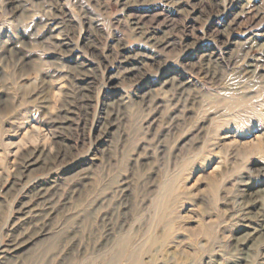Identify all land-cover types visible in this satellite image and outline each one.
Masks as SVG:
<instances>
[{
  "label": "rangeland",
  "instance_id": "obj_1",
  "mask_svg": "<svg viewBox=\"0 0 264 264\" xmlns=\"http://www.w3.org/2000/svg\"><path fill=\"white\" fill-rule=\"evenodd\" d=\"M261 44L264 0H0V264H104L125 239L142 264H264V228L237 247L264 226V139L228 147L263 134Z\"/></svg>",
  "mask_w": 264,
  "mask_h": 264
},
{
  "label": "bare ground",
  "instance_id": "obj_2",
  "mask_svg": "<svg viewBox=\"0 0 264 264\" xmlns=\"http://www.w3.org/2000/svg\"><path fill=\"white\" fill-rule=\"evenodd\" d=\"M138 25V24H137ZM153 39H155V41H153V46H155V47H160V46H162L163 45V43H164V41H163V39H160V38H153ZM261 46H264V44H261ZM264 55V54H263ZM207 58V57H206ZM263 60L261 59V58H253L252 60H251V62H249V63H247V66H246V68H244L242 71V75L243 76H246V78H249L250 76H252V77H256V79H258L259 78V76H258V73L261 71L260 70V68H261V62H262ZM133 70V69H132ZM258 70H259V72H258ZM261 74V73H260ZM245 78V77H244ZM241 79V78H240ZM244 97L242 98V97H240V99H235V98H233V96L231 97H228V98H226L225 100H227L226 101V105H233V104H236V105H238V104H241V103H244L243 101H244ZM248 101V100H247ZM261 101V100H260ZM258 102V101H257ZM259 103V102H258ZM263 103V102H262ZM225 105V106H226ZM260 105H263L264 106V104H260ZM249 106V105H248ZM254 107H256V106H254ZM231 108V107H230ZM229 108V109H230ZM233 108V107H232ZM244 109H245V107H243ZM248 108V107H247ZM259 108V107H258ZM256 109V108H255ZM227 110V109H226ZM249 110V109H248ZM262 110V109H261ZM229 111V110H228ZM239 111V110H238ZM245 113V112H244ZM262 113H264V111L262 112ZM263 114H261V116H262ZM228 116V115H227ZM233 116H235V115H233ZM230 117H228V119H229ZM261 120V119H260ZM262 120H264V119H262ZM220 121V120H219ZM240 121H241V119H240ZM227 122H228V120H227ZM218 124V123H217ZM225 124H227L228 125V123H225ZM237 124V123H236ZM236 124H233L234 125V128L239 132L240 130H242V129H240V127L238 126V125H236ZM237 126V127H236ZM213 128H214V126H212ZM223 127V126H222ZM217 128V127H216ZM229 128V127H228ZM227 128V129H228ZM211 129V128H210ZM259 129H260V132H263V134L261 135V136H258L256 139H254L253 141H251V142H245V143H241V141H240V138L238 137V136H236L237 135V132L235 131V135L232 137V139H230L229 140V143H228V147L229 148H231V146H235V147H240V146H243V148L245 149V150H247V151H249V150H251V149H253V147L254 146H256V145H258L261 141H262V139H264V124L261 126V128L259 127ZM213 130H215V129H213ZM36 131V130H35ZM34 131V132H35ZM218 131V130H217ZM212 132V131H211ZM214 132V131H213ZM212 132V133H213ZM221 132V131H220ZM209 133V132H208ZM223 133V132H222ZM230 133V132H229ZM220 134V133H219ZM227 134V133H226ZM209 135V134H208ZM40 136V135H39ZM218 136V135H217ZM216 136V137H217ZM45 137V136H44ZM219 138V137H218ZM226 138V137H225ZM230 138V137H229ZM210 140V139H209ZM213 141V140H212ZM240 141V142H239ZM254 142V143H253ZM240 144V145H239ZM9 146V145H8ZM213 154V153H212ZM220 165H221V163L220 162H218V164H217V166L215 167V169H218L219 167H220ZM176 179V178H175ZM55 182V181H54ZM172 182L173 181H169V182H167V183H165V186H164V188H162L163 190H162V192H161V195H158V196H160L159 198H158V200H157V203L156 204H154V207L156 208V211L155 212H157V213H155V215H154V218H152L153 220H151V225H150V227H154V225H155V223L157 224V214L160 212H162V210H164L161 214H159V217H158V221H167V223L165 224V227H167L168 226V229H169V226H172V224H173V222H174V220L172 219V212L170 211V208L167 206L166 207V204H167V201H169V195H170V193H171V190H172ZM38 184V183H37ZM177 185V184H176ZM173 188H175L176 189V187H173ZM39 189V188H38ZM174 189V190H175ZM33 190V189H32ZM37 191V190H36ZM176 191V190H175ZM174 192V191H173ZM257 192V194H260V193H262V195L260 194V196H263L264 197V190H259V191H256ZM28 193V192H27ZM26 193V194H27ZM25 194V193H24ZM25 194V195H26ZM256 193L254 194V196L255 195H257ZM33 195V194H32ZM46 193H43L42 191H37V193H36V195H35V197H36V199L38 200V202H44L43 200L45 199V197H46ZM173 196H175V195H173ZM175 198H173V200H174ZM46 200V199H45ZM171 200H172V198H171ZM254 201H256V200H254ZM254 201L252 202V203H254ZM156 202V201H155ZM170 202V201H169ZM172 202V201H171ZM25 207H27V206H25ZM261 207H262V204H261ZM244 208V210H245V207H243ZM32 209V208H31ZM152 209V208H151ZM159 209V210H158ZM172 211H173V209H172ZM37 213V212H36ZM174 213V212H173ZM239 213V212H238ZM35 214V213H34ZM246 213L243 211V210H241L240 211V214L238 215V217L240 218L241 216L243 217L244 215H245ZM34 217V216H33ZM173 218H175V213H174V217ZM47 219V218H46ZM241 219H243V218H241ZM176 220V219H175ZM26 221V220H25ZM24 221V222H25ZM147 221V220H146ZM21 222V221H20ZM28 222V221H27ZM37 223H39V222H37ZM33 225V224H32ZM257 226H254V227H252L251 228V230L250 231H252V233L251 232H246V234H245V236L243 235V236H241L238 240H237V247L239 248V247H241V246H246V242L247 241H250V237H252V234L253 233H257L258 231H259V228H264V226H262L261 224H256ZM262 226V227H261ZM150 227H149V229H150ZM211 227V226H210ZM164 228V227H163ZM168 229H166V230H168ZM39 231V230H38ZM38 231H36V233L38 232ZM152 232V231H151ZM166 232V231H165ZM147 233V232H146ZM43 234V233H42ZM37 235V234H36ZM203 235L204 236H206V237H209L210 236V232L209 231H205L204 233H203ZM143 237V236H142ZM155 237V236H154ZM198 237V236H197ZM147 238H148V236H147ZM161 238V237H160ZM127 240L125 239V240H123V241H121L120 243H119V247H118V251L115 253V254H113L111 257H110V259L108 260V261H104V264H120V263H124V264H142V262H141V258L143 257L142 256V254L144 253V249H142L141 248V245H140V248H138V247H135V248H133V249H127V242H126ZM174 241V240H173ZM10 242V241H9ZM159 243H160V241H159ZM152 244H155V239L154 238H148L147 240H145V244H144V246L146 245V246H150V245H152ZM168 244V243H167ZM197 244V243H196ZM177 247H178V245H177ZM183 249V248H182ZM1 250V249H0ZM187 251V250H186ZM2 253L3 252H5V251H1ZM4 256V255H3ZM228 260V259H227ZM254 262H256V261H254ZM102 263V262H101Z\"/></svg>",
  "mask_w": 264,
  "mask_h": 264
}]
</instances>
